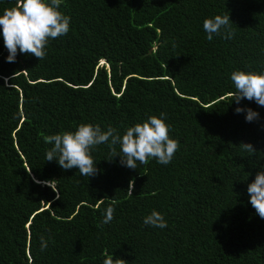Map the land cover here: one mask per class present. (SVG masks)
I'll use <instances>...</instances> for the list:
<instances>
[{
    "label": "trees",
    "instance_id": "16d2710c",
    "mask_svg": "<svg viewBox=\"0 0 264 264\" xmlns=\"http://www.w3.org/2000/svg\"><path fill=\"white\" fill-rule=\"evenodd\" d=\"M16 3L0 0V15ZM59 10L70 30L43 60L8 62L0 35V264H264V219L247 192L264 167V107L240 101L259 113L253 122L236 113L230 79L264 71V0H63ZM228 13L234 37L208 41L204 19ZM161 112L179 142L168 165L130 169L107 160L105 144L92 151L93 177L45 160L46 135L81 123L123 134ZM109 205L113 220L97 227ZM153 209L166 228L143 223Z\"/></svg>",
    "mask_w": 264,
    "mask_h": 264
},
{
    "label": "clouds",
    "instance_id": "9594fccd",
    "mask_svg": "<svg viewBox=\"0 0 264 264\" xmlns=\"http://www.w3.org/2000/svg\"><path fill=\"white\" fill-rule=\"evenodd\" d=\"M62 2L63 0H17L14 7L4 10L0 15V35L3 36L4 46L8 50V62H15L18 53L33 55L39 61L45 59L49 41L66 35L70 30V17L59 10ZM232 23L229 13L205 18L203 30L206 39H232L235 34ZM230 79L235 87L231 102L235 101L238 105L236 113L246 112L247 122L258 120V112L251 108L244 109L239 103L247 99L264 107V71L237 70L231 73ZM165 117L164 112L159 116L151 115L142 123L127 127L123 134L111 126L102 130L98 124L81 123L75 131L46 135L43 139L51 147L46 150L45 160H55L64 170L76 168L81 176L93 177L99 170L92 151L105 144L110 150L106 159L111 161L119 156L120 164L127 168L137 169L138 163L146 165L151 159L168 165L179 149V142L170 138V125L165 123ZM240 145L249 155L257 152L251 143L242 142ZM128 189L129 194H132L131 183ZM247 192L256 214L264 219V167L257 171L255 179L248 184ZM114 212L112 205L104 209L103 219L97 227L102 228L109 224L114 218ZM143 223L161 229L167 227L164 216L155 209L144 217ZM47 247L48 240L41 236L40 250L43 252ZM103 264H113V260L106 258Z\"/></svg>",
    "mask_w": 264,
    "mask_h": 264
},
{
    "label": "rangeland",
    "instance_id": "374dc122",
    "mask_svg": "<svg viewBox=\"0 0 264 264\" xmlns=\"http://www.w3.org/2000/svg\"><path fill=\"white\" fill-rule=\"evenodd\" d=\"M99 62H102V61H99Z\"/></svg>",
    "mask_w": 264,
    "mask_h": 264
}]
</instances>
